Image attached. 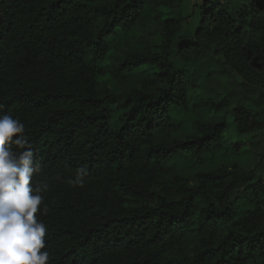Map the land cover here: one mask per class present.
I'll list each match as a JSON object with an SVG mask.
<instances>
[{
    "label": "trees",
    "instance_id": "obj_1",
    "mask_svg": "<svg viewBox=\"0 0 264 264\" xmlns=\"http://www.w3.org/2000/svg\"><path fill=\"white\" fill-rule=\"evenodd\" d=\"M0 106L49 264H264V0H0Z\"/></svg>",
    "mask_w": 264,
    "mask_h": 264
},
{
    "label": "clouds",
    "instance_id": "obj_2",
    "mask_svg": "<svg viewBox=\"0 0 264 264\" xmlns=\"http://www.w3.org/2000/svg\"><path fill=\"white\" fill-rule=\"evenodd\" d=\"M24 133V123L0 111V264H49L47 228L36 216L49 186L32 183L40 162Z\"/></svg>",
    "mask_w": 264,
    "mask_h": 264
},
{
    "label": "rangeland",
    "instance_id": "obj_3",
    "mask_svg": "<svg viewBox=\"0 0 264 264\" xmlns=\"http://www.w3.org/2000/svg\"><path fill=\"white\" fill-rule=\"evenodd\" d=\"M183 2L188 3V5L192 4L193 2H195V0H183ZM188 10V9H187ZM193 27V24H192ZM192 27L190 29H192Z\"/></svg>",
    "mask_w": 264,
    "mask_h": 264
}]
</instances>
